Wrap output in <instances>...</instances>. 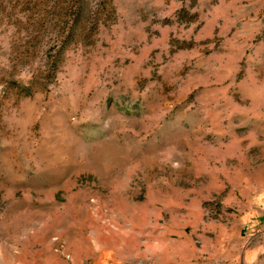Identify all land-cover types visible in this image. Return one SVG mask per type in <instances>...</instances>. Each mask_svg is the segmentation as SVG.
<instances>
[{
  "label": "rangeland",
  "instance_id": "1",
  "mask_svg": "<svg viewBox=\"0 0 264 264\" xmlns=\"http://www.w3.org/2000/svg\"><path fill=\"white\" fill-rule=\"evenodd\" d=\"M0 264H264V0H0Z\"/></svg>",
  "mask_w": 264,
  "mask_h": 264
}]
</instances>
